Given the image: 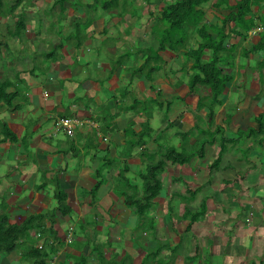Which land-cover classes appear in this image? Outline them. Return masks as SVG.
I'll return each mask as SVG.
<instances>
[{
  "label": "crops",
  "instance_id": "0c3cea01",
  "mask_svg": "<svg viewBox=\"0 0 264 264\" xmlns=\"http://www.w3.org/2000/svg\"><path fill=\"white\" fill-rule=\"evenodd\" d=\"M173 1L24 0L0 16V82L14 94L11 107L0 103V217L44 221L0 264H264V0H251L255 28L229 35L233 59L221 67L231 80L213 117L189 90L196 29L187 49L157 50ZM240 1L209 0L203 24L220 26ZM50 13L61 30L48 32ZM170 147L195 154L167 164L141 219L128 204L143 199L142 174ZM32 248L47 257L29 258Z\"/></svg>",
  "mask_w": 264,
  "mask_h": 264
},
{
  "label": "trees",
  "instance_id": "16d2710c",
  "mask_svg": "<svg viewBox=\"0 0 264 264\" xmlns=\"http://www.w3.org/2000/svg\"><path fill=\"white\" fill-rule=\"evenodd\" d=\"M16 3L12 6L10 4L8 13L12 14L16 8L24 0H14ZM66 0H56L57 3L63 4ZM3 0H0V10L3 6ZM209 2V0H175L168 2L162 9L161 18L159 22L163 24V35L159 40V47L157 50H164L170 48L177 52L181 48L187 49V38L190 30H195L199 36L198 45L196 48H191L187 52V59L193 61V75L189 83V90L191 95L199 94L197 102V110L200 111L204 107L209 108V117H213L215 113V107L220 105L219 97L223 94L225 87L230 82L231 77L224 73V69L221 67L228 59H233L231 51L228 49L230 44V33H240L239 36L244 37L248 31L255 28L254 20L248 18L252 11L251 0H241L236 8L237 10L226 15L220 26L212 24H203L205 21L206 12L203 6ZM231 21L239 23V28H230ZM156 29V28H155ZM154 29V30H155ZM17 34L26 32L25 14H19L18 21L16 23ZM254 48L250 51L254 52ZM157 53V52H156ZM1 61V57H0ZM10 87L9 80L5 79L0 82V103L11 107L14 100V94L9 93L7 90ZM3 133L10 139H15L14 134L10 132L8 127L2 126ZM139 144H144V137L141 134ZM212 142V141H210ZM205 142H202V148L200 152H203V146ZM223 149V148H222ZM222 153V152H221ZM219 154V159L216 160L215 166L220 165L223 154ZM195 154L194 152L177 151L175 148H165L159 154V159L154 164H151L148 171L142 174V177L146 180V188L144 190L143 199H134L131 202L132 207H137L140 210L141 219H146L143 213L149 211L152 207L154 198L160 193L162 187V174L164 173L167 164H183L190 160ZM58 207L61 212L67 210V197L63 193L57 194ZM142 204L143 208L140 209ZM143 211V212H142ZM202 216L196 215L192 217V223L198 221ZM185 220L187 215L183 217ZM150 219V218H149ZM152 222V221H151ZM44 225L43 217L33 216L19 225H13L8 223L7 216L0 217V252L10 253L17 248V241L27 236L29 230ZM160 252V249H154L148 254L147 260L150 261L151 257L154 258ZM29 258H41L44 260L47 254L43 253L41 249L32 248L27 254Z\"/></svg>",
  "mask_w": 264,
  "mask_h": 264
},
{
  "label": "rangeland",
  "instance_id": "374dc122",
  "mask_svg": "<svg viewBox=\"0 0 264 264\" xmlns=\"http://www.w3.org/2000/svg\"><path fill=\"white\" fill-rule=\"evenodd\" d=\"M4 2H3V6L1 7V10H0V16H5V14H7L8 13V11H9V7H10V4L12 3V1L13 0H3ZM66 1H68V0H66ZM92 10H94V9H92ZM47 13L48 12H51V11H49V9L46 11ZM47 18H48V23H46V25H48L49 27L47 28L48 29V32L49 33H51V32H55L56 31V29L59 31V30H61V28L62 27H60L59 26V28L56 26L55 27V22L54 21H56L57 20V18H58V15L57 14H54V13H50L48 16H47ZM44 25V24H43ZM53 27H55V28H53ZM39 28V27H38ZM42 28V32H45L44 31V27H41ZM132 29V28H131ZM51 31V32H50ZM23 34L21 33V34H19L18 36H22ZM68 39H70V38H68ZM51 45V44H50ZM15 47H16V44H14V43H11V48H12V51H14L15 50ZM53 48H52V46H48V48L46 49L47 51H51ZM40 52H42L41 50L39 51H37V53H35L34 55L35 56H38V57H40L41 56V54H40ZM17 54L18 55H20V52L18 51L17 52ZM10 59H11V56L9 57ZM8 58V59H9ZM198 111V110H197ZM187 138V136H183V137H180V140L182 141L183 139L185 140Z\"/></svg>",
  "mask_w": 264,
  "mask_h": 264
},
{
  "label": "built area",
  "instance_id": "2783aa9c",
  "mask_svg": "<svg viewBox=\"0 0 264 264\" xmlns=\"http://www.w3.org/2000/svg\"><path fill=\"white\" fill-rule=\"evenodd\" d=\"M56 126L58 128H61L65 130L69 135L73 134V122L65 119V118H60L55 122Z\"/></svg>",
  "mask_w": 264,
  "mask_h": 264
}]
</instances>
